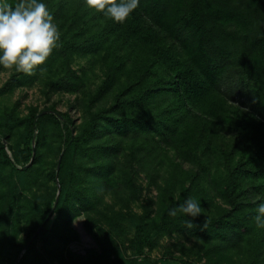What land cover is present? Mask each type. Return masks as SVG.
Returning <instances> with one entry per match:
<instances>
[{
  "label": "trees",
  "instance_id": "obj_1",
  "mask_svg": "<svg viewBox=\"0 0 264 264\" xmlns=\"http://www.w3.org/2000/svg\"><path fill=\"white\" fill-rule=\"evenodd\" d=\"M38 2L47 6L60 32L57 47L36 68L54 74L47 81L50 90L84 92L85 66H73L76 56L95 57L102 78L81 99L85 114L78 123L53 104L42 109L30 105L24 115L5 112L0 164L17 181L16 186L0 176L2 206L16 205L8 232L19 226V188L31 190L40 180L44 191L23 195L31 222L20 240L9 233L0 237V264H40L45 256L39 240L63 264L66 243L77 237L69 223L90 202L82 176L106 181L117 152L124 149L120 172L123 182L132 184L134 165L162 152V143L190 162L192 169L185 171L189 184L181 185L176 196L170 193L158 221L134 222L138 249L150 230L173 225L206 242L209 254L241 250V264H264V228L253 219L264 202V0H139L124 23L88 8L84 0ZM21 75L26 76L11 73L0 93L19 84ZM110 95L109 104L96 105ZM102 130L120 139L103 144ZM45 149L57 158L44 176ZM91 152L102 158L97 170L84 161ZM48 178L59 182V190L56 184L47 188ZM203 180L224 204L204 217L170 216L169 210L189 197L200 206L212 203ZM189 220L196 227L187 228ZM91 229L103 241L102 252L91 249L83 256L94 264H107L113 250L119 263L168 262L166 257L127 259L105 227L96 222Z\"/></svg>",
  "mask_w": 264,
  "mask_h": 264
},
{
  "label": "rangeland",
  "instance_id": "obj_2",
  "mask_svg": "<svg viewBox=\"0 0 264 264\" xmlns=\"http://www.w3.org/2000/svg\"><path fill=\"white\" fill-rule=\"evenodd\" d=\"M74 67L85 66V85L82 92L50 90L47 81L54 74L47 68L41 67L34 70L32 75L22 76V81L11 88L0 93V124L3 125L6 120V111L14 109L18 115H24L29 111L30 105H35L42 109L53 104L57 110L66 111L74 119L75 123L80 122L85 114V107L82 100L86 95L92 92L102 78L101 64L95 57L76 56L72 62ZM15 72L14 70L5 69L0 66V86ZM25 74V73H24ZM111 95L97 102V106L107 105L110 102ZM82 99V100H81ZM99 139L103 144L107 139L110 141L119 140V136L112 137L108 132L102 130ZM14 134H11L9 140L14 141ZM5 140V139H4ZM128 140L124 143L127 144ZM5 142H8L5 140ZM129 142V141H128ZM123 146V143L121 147ZM164 149L155 155L148 156V160L134 165V178L132 184L123 182V174L120 172V161L123 160L124 149L117 152L110 177L102 183H99V177L92 174L83 177L82 184L87 189L86 194L90 196V202L87 209H80L75 214L69 226L72 227L77 237L68 243L63 250V264H94L93 260L85 259L88 251L94 249L101 251L103 241L97 239L93 234L91 226L93 223H99L105 227L113 240V246L119 247L125 258L140 259L149 256L152 259H168L167 264H241L243 252L241 250L233 253L223 252L221 254L207 252V243L193 235L187 234L186 231L170 226L169 230L154 228L149 231L148 241L145 242L142 249H138L135 238L134 222H141L146 225L158 221L164 205L167 202L170 193L177 195L181 185H188L189 178L185 171L192 169L189 161L184 160L181 156L175 154V151L162 143ZM120 148V147H119ZM44 170L45 176L48 167L53 165L57 158L55 153L45 149ZM91 156V157H90ZM87 166L99 169V163L102 161L99 154L91 152L84 158ZM178 163V166L175 165ZM3 175L6 180L17 186L16 177L8 176L9 169L6 165L0 164V176ZM47 188L51 189L53 185H58L57 180H47ZM202 185L208 190L212 197L209 204L201 206V217L210 215L219 205L224 204L215 194L208 181L203 180ZM5 187L2 185L0 178V237L2 240L7 233L14 234L15 240L24 237L29 223L31 222L30 213L27 208V202L23 195L33 196V192L40 194L44 191V185L40 180L32 185V189L19 188L20 198L17 208L19 226L16 232H8L11 229L13 221L12 213L16 212V205L3 207L2 195ZM42 240H39L37 246L42 250L45 258H42L40 264H61L57 256H49L42 248ZM7 246V244H6ZM109 248V247H108ZM102 252V251H101ZM114 250L106 258L107 264H124L114 260Z\"/></svg>",
  "mask_w": 264,
  "mask_h": 264
},
{
  "label": "clouds",
  "instance_id": "obj_3",
  "mask_svg": "<svg viewBox=\"0 0 264 264\" xmlns=\"http://www.w3.org/2000/svg\"><path fill=\"white\" fill-rule=\"evenodd\" d=\"M85 5L116 23H124L139 6V0H84ZM54 17L44 3L38 0H19L14 5L0 4V66L32 75L37 66L45 63L57 47L60 32ZM183 213L193 219L202 214L198 201L189 197L183 204L169 210L175 217ZM255 226L264 228V202L256 207ZM187 228L196 227L192 220ZM207 227V224L201 225Z\"/></svg>",
  "mask_w": 264,
  "mask_h": 264
},
{
  "label": "water",
  "instance_id": "obj_4",
  "mask_svg": "<svg viewBox=\"0 0 264 264\" xmlns=\"http://www.w3.org/2000/svg\"><path fill=\"white\" fill-rule=\"evenodd\" d=\"M32 149H33V153H34V145L32 146ZM32 157L33 156H31V158H30V160H29V162L28 163H30V161L32 160ZM60 159H61V154H59V156H58V161H57V166H56V171L58 170V168H59V162H60ZM27 163V164H28ZM58 190H59V183H58ZM58 190H57V194H56V197H55V201L57 200V197H58ZM40 229V227H38L37 228V230H36V233H37V231Z\"/></svg>",
  "mask_w": 264,
  "mask_h": 264
}]
</instances>
